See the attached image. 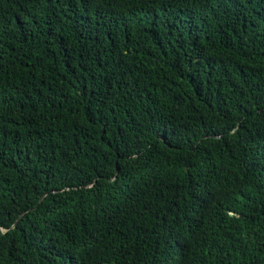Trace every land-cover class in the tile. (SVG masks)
<instances>
[{
    "label": "trees",
    "instance_id": "1",
    "mask_svg": "<svg viewBox=\"0 0 264 264\" xmlns=\"http://www.w3.org/2000/svg\"><path fill=\"white\" fill-rule=\"evenodd\" d=\"M0 264H264V0H0Z\"/></svg>",
    "mask_w": 264,
    "mask_h": 264
}]
</instances>
